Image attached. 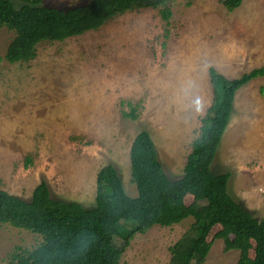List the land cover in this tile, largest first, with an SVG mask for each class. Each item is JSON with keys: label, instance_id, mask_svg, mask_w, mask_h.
Returning <instances> with one entry per match:
<instances>
[{"label": "rangeland", "instance_id": "374dc122", "mask_svg": "<svg viewBox=\"0 0 264 264\" xmlns=\"http://www.w3.org/2000/svg\"><path fill=\"white\" fill-rule=\"evenodd\" d=\"M89 1L42 5L67 9ZM168 5V20L143 9L63 41H42L28 62L4 59L15 33L0 26L1 190L29 201L44 181L53 200L91 208L97 173L111 164L135 197L130 147L141 131L153 140L167 177L182 176L212 101L209 68L234 79L264 67V0H242L232 11L219 0ZM211 170L229 172V193L264 219V76L237 90ZM192 200L185 194L186 205ZM192 222L136 234L120 263L168 264L170 246ZM218 230L207 237L212 245L202 264H236L238 251L224 250ZM41 242L38 234L0 223V264H9L17 248Z\"/></svg>", "mask_w": 264, "mask_h": 264}, {"label": "trees", "instance_id": "16d2710c", "mask_svg": "<svg viewBox=\"0 0 264 264\" xmlns=\"http://www.w3.org/2000/svg\"><path fill=\"white\" fill-rule=\"evenodd\" d=\"M171 0H91L80 6L58 9L43 0H0V26L14 31L4 59L28 62L36 57L42 41H63L126 12L158 10L171 17ZM232 11L242 0H219ZM212 101L201 118L199 135L191 143L183 174L169 179L147 131H141L130 147V176L137 195L129 196L117 169L108 164L96 176L95 204L84 208L76 202L53 200L44 181L29 201L0 189V223L42 237L31 250L17 248L9 264H121L125 248L136 234L153 226L170 227L192 218L189 229L169 248L168 264H202L215 238L224 250L238 251L236 264H264V219H257L228 191L229 172L215 173L211 164L230 119L237 90L264 76L257 67L229 79L214 67L208 70ZM132 118L134 114L124 113ZM185 194L193 197L186 205ZM253 249V255L249 253Z\"/></svg>", "mask_w": 264, "mask_h": 264}]
</instances>
